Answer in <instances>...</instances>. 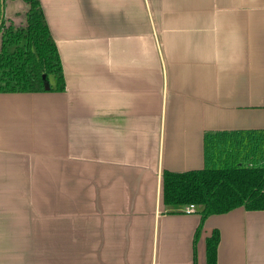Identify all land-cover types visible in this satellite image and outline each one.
<instances>
[{
  "label": "crops",
  "instance_id": "crops-1",
  "mask_svg": "<svg viewBox=\"0 0 264 264\" xmlns=\"http://www.w3.org/2000/svg\"><path fill=\"white\" fill-rule=\"evenodd\" d=\"M39 1L64 89L0 92V264H206L214 229L216 264H264V210L195 238L199 212L162 198L206 140L264 129V0Z\"/></svg>",
  "mask_w": 264,
  "mask_h": 264
},
{
  "label": "trees",
  "instance_id": "trees-1",
  "mask_svg": "<svg viewBox=\"0 0 264 264\" xmlns=\"http://www.w3.org/2000/svg\"><path fill=\"white\" fill-rule=\"evenodd\" d=\"M24 1L28 4L25 24L17 26L6 23L5 0H0V92L62 91L61 61L40 1ZM223 135L222 143L209 145L206 140L205 167L162 172L166 206L196 205L200 221L195 238L210 214L239 206L264 210V129ZM232 137L242 139L237 142ZM218 241L219 232L214 229L206 237V264H216Z\"/></svg>",
  "mask_w": 264,
  "mask_h": 264
},
{
  "label": "built area",
  "instance_id": "built-area-1",
  "mask_svg": "<svg viewBox=\"0 0 264 264\" xmlns=\"http://www.w3.org/2000/svg\"><path fill=\"white\" fill-rule=\"evenodd\" d=\"M182 211L184 213H193L196 212V205L193 203H189L183 206Z\"/></svg>",
  "mask_w": 264,
  "mask_h": 264
},
{
  "label": "rangeland",
  "instance_id": "rangeland-1",
  "mask_svg": "<svg viewBox=\"0 0 264 264\" xmlns=\"http://www.w3.org/2000/svg\"><path fill=\"white\" fill-rule=\"evenodd\" d=\"M6 23L8 24L9 22H6ZM224 137H225L224 135H222V136L218 135V136L214 137L213 139H215L214 141H217L218 143H222V140L224 139ZM213 139H212V141H213ZM231 139L232 140H237V142H238V141H240L242 139V137H232ZM212 141H210V142H212Z\"/></svg>",
  "mask_w": 264,
  "mask_h": 264
}]
</instances>
